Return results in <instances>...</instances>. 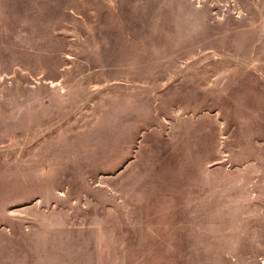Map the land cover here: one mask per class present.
<instances>
[{
    "label": "rangeland",
    "instance_id": "374dc122",
    "mask_svg": "<svg viewBox=\"0 0 264 264\" xmlns=\"http://www.w3.org/2000/svg\"><path fill=\"white\" fill-rule=\"evenodd\" d=\"M0 264H264V0H0Z\"/></svg>",
    "mask_w": 264,
    "mask_h": 264
}]
</instances>
